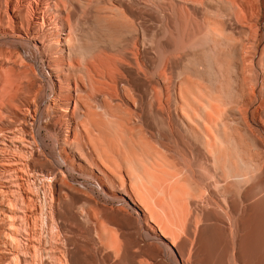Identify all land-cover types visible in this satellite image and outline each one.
I'll list each match as a JSON object with an SVG mask.
<instances>
[{
  "label": "bare ground",
  "instance_id": "1",
  "mask_svg": "<svg viewBox=\"0 0 264 264\" xmlns=\"http://www.w3.org/2000/svg\"><path fill=\"white\" fill-rule=\"evenodd\" d=\"M93 17L120 40L89 44ZM263 19L264 0H0V264H88L65 233L81 203L128 230L98 219L95 264H264V214L228 223L218 190L264 172Z\"/></svg>",
  "mask_w": 264,
  "mask_h": 264
},
{
  "label": "rangeland",
  "instance_id": "2",
  "mask_svg": "<svg viewBox=\"0 0 264 264\" xmlns=\"http://www.w3.org/2000/svg\"><path fill=\"white\" fill-rule=\"evenodd\" d=\"M262 23H264V19L262 20ZM86 34H87V37H85V40L88 41L89 44H91V45L94 44L95 42H97L98 44H101V43L112 44L115 41L120 40V38H121V33H119L118 31H115L112 28H109L108 26H106V24L104 22H98V19L96 20L95 17H93L92 22L90 24V28H89V30L86 31ZM94 38H96V39H94ZM22 50H23L24 53L26 52L25 56L26 57L28 56V59H30V60H33V59L35 60L36 59L34 50L31 51L28 48H26V46H23ZM155 59L159 61L158 57H155ZM220 77L221 76L218 73V79H220ZM42 80H43L42 81L43 86L48 88V83H47L46 78L42 77ZM3 92H0L1 96H2ZM48 93H47L46 96H44V98L41 99V101L43 103V106H45L47 104V102H48V98H49ZM45 97L47 99H45ZM45 121H46V119H44L42 122L44 123ZM42 124H41V126H42ZM42 129H43V130H41L42 134L45 137L46 142L49 144L47 146V148L50 150V146H51V149H52L53 140L51 138H49V135L47 134L46 130H44V128H42ZM52 152H53V154L55 156H57L59 158V155H58L59 152L57 153L54 150ZM255 159H257V158H255ZM239 163H240L239 161L238 162L236 161L235 162V167L236 166L240 167V168H236V169H240L239 171H241L242 170L241 169L242 165H241V163L240 164ZM73 178H75V181H76L77 184H79L80 182L81 183H86L88 181V180H86V179H84V178H82V177H80V176H78L76 174H73ZM232 178L233 177H229V176L225 175L223 170H219V178H218V180L220 181V186L218 187V190H219V193L221 192L219 197L223 201V204H224V205H222L223 209L220 208V212L219 213L222 215V217L228 223H230L228 214L230 213L232 207H249L250 215L252 213L254 214V217H252L253 215H251V219H252L251 222L252 223L256 222V219H258L256 213L260 214V212H261V213L264 214V212H263L264 204L262 205V202H261V200L264 202V200H263L264 199V194H262V193H264V172H263V170L262 169H260V170L258 169L254 173L253 176L245 175L242 178V181H241V179L235 180V178H234V180H233ZM228 179L229 180L232 179L233 187L230 186L231 187L230 191L225 192L223 187L228 184V181H229ZM88 182L87 183L90 186L96 187L97 191L99 190V187L96 186L94 184V182H91V181H88ZM229 183H230L229 185H232L230 181H229ZM246 192H248V194H249V201L248 202L242 200V195H244V193H246ZM260 193H261V195H260ZM97 194H100V191H99V193L97 192ZM100 195H102V194H100ZM157 195L160 197L159 199H162V198L163 199L164 198L168 199V200H166V199L162 200V202H163V203L161 202L162 205H163L162 207H164L165 206L164 204L167 203L168 201H169L168 203L171 204L170 199L165 195V193L160 192L158 190L157 191ZM258 195H260L263 198H261ZM258 197L260 198V202H261L260 205L258 204V202H259ZM252 198H255V200H258V202H255V200L252 199ZM235 199H237V200H235ZM165 200L167 202H165ZM110 201H112V202H109V204H113L114 200H110ZM243 204H245V205H243ZM167 207L168 206H165V208H167ZM260 209H261V211H260ZM76 210L80 214L81 221L80 222H76V221H74L72 219L67 221L66 222V226H65V233H66L67 236H69V238H71V240H72L73 237H74L73 239H75V240L71 241L72 242L71 248L73 250H75L76 252L80 251L81 253H79V252L78 253L82 256L83 260H85L86 262H89L88 264H95V260H96V257H95L96 256L95 255L96 252L94 251V249L96 247L95 245L98 243L99 247L101 246L103 248V245L99 242L98 233L96 232L100 228V223H99L98 219L104 221L105 224H106V227L108 229H110V231L114 234V236L116 235L115 237L117 239L119 238V240L120 239L124 240V236H123L124 234L123 233L124 232L128 233V230L125 227H123V226L121 227L120 222L117 223V222H109V221H107V218H105V215L102 214V213H99V215L98 214L95 215L94 211L91 210L90 207H88L87 205H84L82 203L78 204L76 206ZM82 210H83V212H82ZM224 210H225V212H223ZM88 217H89V219H88ZM253 218H254V221H253ZM263 221H264V216H263ZM94 224H97V225H94ZM95 229H97V230H95ZM95 239L97 241L96 244H92L93 240H95ZM141 245L143 246L144 244L141 243ZM134 249L139 250L138 247H134ZM105 251L108 252L109 249H105ZM82 252H84V253H82ZM242 262L244 264H249V263L250 264H258V260L256 258L252 259V261L250 260V262L248 260H245V258H244L242 260Z\"/></svg>",
  "mask_w": 264,
  "mask_h": 264
}]
</instances>
